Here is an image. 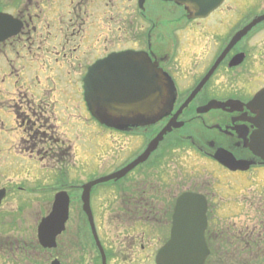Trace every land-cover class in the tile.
Instances as JSON below:
<instances>
[{
    "label": "flooded vegetation",
    "instance_id": "1",
    "mask_svg": "<svg viewBox=\"0 0 264 264\" xmlns=\"http://www.w3.org/2000/svg\"><path fill=\"white\" fill-rule=\"evenodd\" d=\"M215 3L0 0V147L10 148L5 168L12 175L0 188V264H157L172 238L177 202L188 192L207 203L204 264H264V110L250 105L264 88V20L234 42L181 111L237 33L264 15V0H222L210 10ZM139 52L173 79V110L153 125L137 109L127 116L105 109L101 123L85 100L92 69L108 58L121 67L122 56L131 67ZM218 74L227 76L230 87L220 94L211 84ZM77 97L93 127L73 119ZM212 101L220 105L202 112ZM171 120L179 127L155 152L123 176L91 187L98 244L82 202L84 186L140 160ZM76 145L87 153L80 155L85 167L109 172L83 180L77 189H59L69 194V219L61 234L43 241L41 225L59 191L49 186L26 192L20 161L27 157L53 169ZM186 146L196 154L192 163L186 162ZM218 152L238 163L227 167ZM188 166L195 178L209 177L186 187ZM216 173L227 178L226 186H218ZM47 189H54L52 198Z\"/></svg>",
    "mask_w": 264,
    "mask_h": 264
},
{
    "label": "water",
    "instance_id": "2",
    "mask_svg": "<svg viewBox=\"0 0 264 264\" xmlns=\"http://www.w3.org/2000/svg\"><path fill=\"white\" fill-rule=\"evenodd\" d=\"M211 0H208V3H210ZM221 0H218L213 6H210V10H213L218 4H220ZM261 20H264V15L256 18L250 26L247 27V29L243 30L238 34L235 40L243 36L249 29H251L253 26L257 25ZM233 44V43H232ZM129 58L128 56H122L121 58V67L117 66V61L108 60L105 63H101L98 68L95 69V71L92 73L91 80L87 84V92H86V100L89 104L90 110L94 113V117L100 120L101 122H104L103 117L101 115V112L103 110V106H105L108 110L111 112H121L126 113L122 107L123 105L116 104L114 107V104H109L108 100L112 98L113 96H119L120 100H124L128 98V94L126 90H130L133 88H138L140 85H143L147 83L148 79H154V90L156 85H159V82L161 85H167L169 88V96L166 98V106L164 107H157L156 103L159 102V100L154 97V108L153 110H147L149 111L146 113L145 105L143 104L139 110V114H143L150 120H152V123H155L160 119L162 115H164L167 111V109H171L174 102V88L173 84L168 78V76L163 72L162 69L159 68V66L155 63H153L150 59L142 56L141 54H137V56H134V62H136L131 67H125L124 66V59ZM127 60V59H125ZM129 61V60H127ZM218 66V63L214 66L212 71L209 73V75L204 79L202 84L194 91L192 97H190L189 100H192L194 95L198 93L203 85L205 84L206 80L211 76V74L214 72L216 67ZM98 71L104 73L106 76L110 77V82L106 84L105 87H103V84H96V79L98 78ZM132 75V76H131ZM95 80V81H94ZM93 81V82H92ZM132 81V82H131ZM264 96V90L261 91L258 95L256 100H254L258 104L259 101H262V97ZM137 100H140L137 98ZM216 102L213 104H210L208 109L215 108ZM125 106H130L129 103ZM98 113L100 116L98 117ZM172 126L177 127L176 124L172 123L167 128H165L159 136L150 144L147 152L144 154L142 159H144L148 154L155 150V148L158 146L160 141L164 139V136L167 132L172 130ZM86 206L85 208L88 209V194H85ZM0 201H1V195H0ZM180 208L182 207V211H184L183 215H186L187 220L192 219L190 217V214L193 215V219H198L199 217L204 219V212H205V202L201 196L196 194H186L184 195L180 200ZM88 211V210H87ZM90 212V211H89ZM68 213V198L66 194L60 193L56 197L55 202V208L54 212L52 213V216L44 221L42 227H41V236L42 240L44 241L45 238H52L55 237V229L51 230L52 226H56L57 228L62 229L64 228V222L67 218ZM57 222V223H56ZM204 230V225L202 228V231ZM45 234V236L43 235ZM199 245L205 246L204 240L202 243H197L194 241H191L188 236L185 238H182L179 231V219L178 214H176V226L174 228V234L171 239V241L161 250V256L158 259L159 264H197L198 260L194 257H187L185 258H177V256H171L172 254H178L181 251H184L185 253H193L198 251L200 248ZM203 260L201 259V263Z\"/></svg>",
    "mask_w": 264,
    "mask_h": 264
},
{
    "label": "rangeland",
    "instance_id": "3",
    "mask_svg": "<svg viewBox=\"0 0 264 264\" xmlns=\"http://www.w3.org/2000/svg\"><path fill=\"white\" fill-rule=\"evenodd\" d=\"M198 51V55H202L203 51L201 50V48H199ZM227 76L226 75H217L215 77V79L212 81V85L216 87V90L218 91V93H222L223 90L221 89L223 86L225 89L229 90V85H226V81H227ZM212 85H209V87H211ZM235 86V84H234ZM63 104L68 103V101H63ZM83 104V99L82 97H77L75 99L72 100V108L77 109V111L79 110V112L75 113L74 116V120L77 122H82L84 124V126H90L93 127L94 126V122L90 119V116L87 114L85 108L82 107ZM81 127H83V125H80ZM82 133H86L84 130H81ZM12 138V137H11ZM9 150L10 148H8L6 145H3L0 147V159H4L7 158L6 160L2 161L0 160V188L1 186L3 187V184L5 183L4 181L8 180V178L12 177V175L10 174L9 171H6L5 168V164L7 163V161L10 160V156L9 155ZM186 152H189L186 156V158H188L186 160V162L192 163L195 159H193L196 154H194V151L189 147L186 146ZM83 154L85 156H87V153H85L84 149H83V153L81 152V149L78 145H76V147H74L71 152H67L62 159L58 160L56 162H60L63 163V165H56L55 168L53 169H49V168H43V166L41 164H39L38 162L31 160L27 157H25L23 160L20 161V165L22 168V171L25 175V188H26V192H28L30 189L29 188H39L40 190H42L43 188L48 187V189H50L49 186H54V187H58L59 185V181L60 180H64L66 183L68 184H74L75 186L74 189H77V187H81L82 185V181L85 180H90L95 176H98L100 174L103 173H107L109 172V169H106L104 171H101L97 166H90L85 167L84 163L82 161V159H80V155L83 156ZM189 155V156H188ZM52 162V161H51ZM44 163H50L48 161H45ZM189 167V166H188ZM189 176L186 180V187L191 188L194 187V185H191L193 183L196 182H200L202 183V181L204 179H206L207 177H209V174L207 173L206 176L202 177V178H195V174L192 173V169H190L189 167ZM66 174V177L64 178ZM61 174V175H60ZM216 175L219 177L217 178V183L219 187H224L226 186L227 183V178L225 176L220 177L219 173H216ZM39 178V180H37L34 184V180ZM211 178L208 179V181H210ZM78 182V183H77ZM190 183V184H189ZM63 185V184H61ZM61 185H59L58 190L60 189ZM5 186V185H4ZM71 185H66L65 187L68 188H72L70 187ZM56 187V188H57ZM48 189L46 190L49 194ZM55 189V188H54ZM73 189V191H74ZM54 192L49 194L52 198ZM11 200L13 202H15V199ZM77 203H78V207H75V209H78L80 206V202L78 201L77 197H76ZM220 200L222 201V199L220 198ZM219 200V201H220ZM11 201V202H12ZM9 203V202H7ZM74 219H78L81 220L80 216H77L75 214V216L73 217ZM221 264H227V260H223L221 262Z\"/></svg>",
    "mask_w": 264,
    "mask_h": 264
},
{
    "label": "bare ground",
    "instance_id": "4",
    "mask_svg": "<svg viewBox=\"0 0 264 264\" xmlns=\"http://www.w3.org/2000/svg\"><path fill=\"white\" fill-rule=\"evenodd\" d=\"M123 108V110L126 112V113H121L123 116H127L128 114H131V113H133L134 111H135V109H133L132 107H130V106H124V107H122ZM89 112L92 114V115H94V113L91 111V110H89ZM95 116V115H94ZM100 116V114L98 113V117Z\"/></svg>",
    "mask_w": 264,
    "mask_h": 264
}]
</instances>
